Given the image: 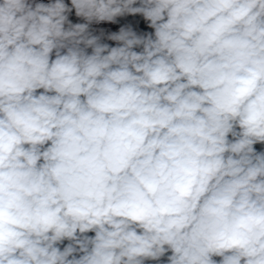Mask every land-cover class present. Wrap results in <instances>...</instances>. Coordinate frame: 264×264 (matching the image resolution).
Returning a JSON list of instances; mask_svg holds the SVG:
<instances>
[{
    "label": "clouds",
    "instance_id": "clouds-1",
    "mask_svg": "<svg viewBox=\"0 0 264 264\" xmlns=\"http://www.w3.org/2000/svg\"><path fill=\"white\" fill-rule=\"evenodd\" d=\"M257 145L264 0H0V264H264Z\"/></svg>",
    "mask_w": 264,
    "mask_h": 264
},
{
    "label": "crops",
    "instance_id": "crops-1",
    "mask_svg": "<svg viewBox=\"0 0 264 264\" xmlns=\"http://www.w3.org/2000/svg\"><path fill=\"white\" fill-rule=\"evenodd\" d=\"M45 2H47V0H45ZM73 20H74V22H75V18H74V17H73ZM140 27H141V28H145L146 26L143 25V24H141ZM256 147H257L258 150H260V149H261L262 147H264V146L257 145Z\"/></svg>",
    "mask_w": 264,
    "mask_h": 264
}]
</instances>
